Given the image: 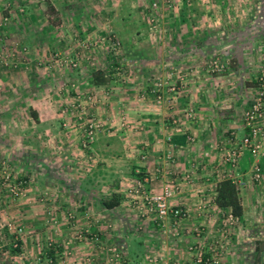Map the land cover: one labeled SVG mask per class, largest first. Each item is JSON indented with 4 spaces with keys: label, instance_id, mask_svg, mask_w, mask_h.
Wrapping results in <instances>:
<instances>
[{
    "label": "rangeland",
    "instance_id": "obj_1",
    "mask_svg": "<svg viewBox=\"0 0 264 264\" xmlns=\"http://www.w3.org/2000/svg\"><path fill=\"white\" fill-rule=\"evenodd\" d=\"M21 1L0 0V264H264V163L260 162V158H264V135H259L261 148L257 153L240 145V140L249 133L245 112L257 101L261 116L254 120V125L260 127V133L264 130L262 0H252L242 7L246 11L244 23L247 28L236 35L230 56L226 49L209 51L201 67L202 72L222 78L215 85L217 99L224 101L219 103H235L230 109L234 113L232 120L240 126L236 131L228 128L223 133L225 158L229 150L240 152L235 165L225 159L223 175L237 184L244 211L237 218L220 212L221 223H217L212 231L203 225L185 230L176 219L162 224L161 218L156 217L157 214L132 190L136 180L148 176L133 171L136 177L126 182L124 179L131 175L130 165L123 162L119 169L124 177L116 178L114 172L109 174L101 169L103 162L98 155L101 139L111 138L118 142L126 129L142 128L139 123L132 124L115 107L118 87L124 90L137 88L136 93L127 92L129 96H149L156 103L154 89L157 83L161 82L163 94L171 86L176 91L177 85L183 84L178 80L182 81L181 75L187 69L176 66L165 74L151 75L150 80L133 79V69L127 67L125 74L124 68L115 64L121 57L123 44L131 43L130 35L126 32L122 39L109 22L111 25L105 28L104 34L93 36L106 47L99 52L101 63L104 62L100 67L106 76L102 74L98 79L101 87L88 88L87 79L83 81L76 71L80 68L77 59H71L65 48H55L51 38L36 36L37 31L41 35L42 27L49 24L46 19L28 20L32 32L23 33L26 19L19 16ZM43 2V11L50 12L49 0ZM115 3L116 0H108L109 12L115 13ZM158 8L173 9L174 0H152L146 8L141 6L138 20L141 27L146 24L145 14L151 12L149 15H153L152 11L157 13ZM130 9L129 3L123 5L124 11ZM155 16L148 20L153 31L158 29ZM147 34L145 31L142 34L144 43L149 39ZM64 35L54 36V42H69L71 38ZM44 38L50 44L41 48L38 43ZM213 59L222 64L220 70L213 71L208 67ZM87 69L94 76L99 66H88ZM132 83L135 86L130 87ZM33 111L37 117L33 116ZM106 117L112 121L119 118L120 128L113 130L115 124L106 127ZM89 118L101 125L94 141L84 144L82 125ZM41 121L48 122L51 129L37 128L35 125ZM72 124L77 130L72 147H76V157L80 159H76L71 150L66 152L65 145L70 142L64 140L72 133L69 130ZM229 137L231 139L227 140ZM244 151L250 159L247 171L242 172L239 161ZM60 158L62 166H59ZM60 167H66V171L59 175ZM111 169L114 166L108 171ZM98 171H104L106 175L101 178L98 174L95 178L98 181L87 183L97 187L91 195L90 207L83 208L84 200L74 191L63 193L65 187H76L91 177L90 173L94 175ZM100 179L106 182L101 183ZM115 183L122 184L121 189L127 188L128 195L121 194V200L130 202L121 210L127 222L117 221L114 212L104 213L107 221L101 222L95 216H103V213L99 214L103 208L102 199L110 196ZM128 206L130 209H126ZM140 208L151 213L149 217H153L154 224L146 223L148 219L142 216ZM90 217H93L92 223ZM50 249L53 253H47Z\"/></svg>",
    "mask_w": 264,
    "mask_h": 264
},
{
    "label": "crops",
    "instance_id": "obj_2",
    "mask_svg": "<svg viewBox=\"0 0 264 264\" xmlns=\"http://www.w3.org/2000/svg\"><path fill=\"white\" fill-rule=\"evenodd\" d=\"M43 1L46 0H22L20 2L22 13H19V16H24L26 19L22 26L23 33L32 32L28 20L46 19L45 21L49 24L42 27L44 29L41 35L37 31L36 36L51 38L55 48L68 50L70 58L77 59L80 68L76 71L81 76L78 77L83 81L87 79L88 88L101 87L100 84L96 86L95 81L101 78L102 74L106 76L105 71L100 67L102 59L99 53L106 47L103 45L104 42L102 43L100 39L99 41L93 39V36L95 37L97 33L104 34L105 28L111 25L110 23L122 39L126 32L130 35L131 43L123 44L121 57L115 64L119 63L124 68L125 74H127V67L133 69L135 75L132 74L135 77L133 79L150 80L151 75L156 76L159 72L165 74L176 66L187 69L181 75L182 81L178 80L183 84L177 85L175 92H169L168 88L162 104H156L149 99V96L146 98L129 96L127 92L133 94L138 91L133 87L135 86L133 83L129 84L133 87L129 90L118 87L115 107L120 109L132 124L139 123L142 128L141 130L126 129L127 132L121 133L124 136L118 142L112 141L111 138L101 139L98 148V155L103 162L101 169L109 174L114 172L113 176L123 179L122 170L119 168L123 162L129 164L131 175L124 180L129 182L130 179L136 177L133 171L145 173L149 179L147 188L154 192L159 191L168 180L176 181V193L170 202L187 211V216L178 221L185 230L196 225H203L212 231L217 223H221L218 216L220 212H226L228 217L233 216L229 207L217 206L215 202L216 183L224 177L223 171L226 169V162H224L226 141L223 139V133L228 128L236 131V128L240 126L232 120L234 113L230 109L235 103L228 105L230 102L219 103L224 101L217 99L218 89L215 85L222 78L202 72L201 67L209 51L226 49L227 55L230 56L231 49L235 47L236 35L244 33L247 28L244 23L246 11L242 7L252 0H174L173 9L158 8L157 13L152 11L158 19L156 31H153L148 22L153 17L149 15L151 12L145 14L147 15L145 25L141 27L138 21L139 8L141 6L146 8L152 0H116L115 13L107 10L109 9L108 0H49L50 12L43 11ZM241 2L244 3L240 4ZM125 3L130 4V10H123ZM262 6L264 13V0H262ZM144 31L149 37L146 43L142 41ZM61 34L69 36L71 40L54 42V36H61ZM60 41L61 43L58 44ZM38 44L43 48L48 47L50 42L44 38ZM103 64L101 66H104ZM88 66H99L96 75L93 76V72L87 69ZM225 108L227 110H222ZM119 120L115 117L112 121L111 118L106 117L104 124L106 127L115 124L112 129L116 130L120 128ZM35 126L45 131L51 129L48 122L41 121ZM69 128L72 133L64 140L66 143L70 142L69 145H65L68 149L66 152L71 150L75 158L80 159L81 157H76L78 154L76 147H72L75 146L73 142L75 141L74 135L77 134L76 126L72 124ZM59 137L62 138L61 135ZM142 154H145L146 158L142 159ZM64 158L67 160V157L64 156ZM249 159L250 155L244 151L239 161L242 172L247 171ZM61 161L60 158L59 166H62L63 161ZM260 162L264 163L263 157L260 158ZM110 166H114V169L108 171ZM157 168L159 171L155 172ZM62 171H66V167L65 169L60 167L59 175ZM103 172L98 171L94 175L90 173L91 177L84 179L83 183H79L76 187H65L63 193L69 194L74 191L75 194L80 195L81 200H84L81 203L84 205L83 208L90 207L91 195L97 187L87 183L93 180L98 181L95 179L96 175L98 177L100 174L102 178L106 175ZM42 173L44 176L45 171ZM86 175L89 174L86 173ZM100 180L101 183L106 182L105 179ZM62 184L61 182L60 186ZM120 185L122 184L115 183L110 196L113 193L123 194L124 192L128 195L127 188L121 189ZM63 201H61V206ZM125 203L130 202L121 200L113 208H106L101 203L103 208L99 214L103 213V216L99 215L95 218L105 222L107 219L104 215L114 212L117 221L127 222L126 216L121 211ZM140 209L143 210L142 216L148 219L146 223L154 224L153 217H149L151 213L144 208ZM92 219L93 217L89 218L90 223L93 222ZM170 219L173 218L169 216L159 220L162 224H166ZM160 221L155 222L160 224ZM82 223L85 224V222Z\"/></svg>",
    "mask_w": 264,
    "mask_h": 264
},
{
    "label": "built area",
    "instance_id": "obj_3",
    "mask_svg": "<svg viewBox=\"0 0 264 264\" xmlns=\"http://www.w3.org/2000/svg\"><path fill=\"white\" fill-rule=\"evenodd\" d=\"M166 1L169 2L170 0ZM208 67L213 71H217L222 68V64H220L217 59H213L209 62ZM161 86V82H158L156 88L154 89L155 101L158 104H161L165 98L164 94L162 93ZM169 90H172L174 92L175 87L171 86L169 87ZM260 95H263V92H260ZM257 100H260V97H258ZM259 105L260 103L257 101L256 103H253V105L245 112L244 117L246 120V125L249 126V133L240 140V145L248 147L252 153H257L259 151V149L261 148V139L259 135H264V130L262 133H260V127L254 125V120L261 116ZM100 125L101 123H98L93 118L85 120V123H83L82 125L84 144H88L94 141L95 134ZM230 139L231 137H229V139L227 140ZM239 154L240 152L236 149H233L231 151L229 150L227 152L226 159L231 165H235L236 162H238ZM141 158H146V155L142 154ZM158 171L159 169L157 168L155 172ZM148 181L149 179L146 177L142 180H136L132 190L137 197L142 198V200L150 210H153L159 218L170 216L173 219L181 220L187 216V211L185 209L179 206L172 205L170 202L176 193V181H174L173 179L168 180L161 187V189L156 192L150 191L147 188ZM198 261L200 262L201 258H199Z\"/></svg>",
    "mask_w": 264,
    "mask_h": 264
},
{
    "label": "trees",
    "instance_id": "obj_4",
    "mask_svg": "<svg viewBox=\"0 0 264 264\" xmlns=\"http://www.w3.org/2000/svg\"><path fill=\"white\" fill-rule=\"evenodd\" d=\"M95 83L100 84V81L96 79ZM32 113L34 117H37L34 111ZM138 176H141V174H138ZM121 199V194L113 193L111 196L103 198L102 204L106 208H113L120 203ZM215 202L219 207H229L231 214L235 217L243 214L244 209L237 184L230 177H223L216 183ZM47 253H53V251L50 249Z\"/></svg>",
    "mask_w": 264,
    "mask_h": 264
}]
</instances>
